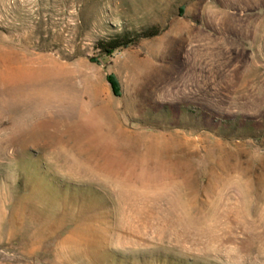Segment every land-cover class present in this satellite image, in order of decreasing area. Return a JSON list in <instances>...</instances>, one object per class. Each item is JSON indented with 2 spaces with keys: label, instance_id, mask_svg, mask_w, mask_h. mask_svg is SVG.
<instances>
[{
  "label": "rangeland",
  "instance_id": "obj_1",
  "mask_svg": "<svg viewBox=\"0 0 264 264\" xmlns=\"http://www.w3.org/2000/svg\"><path fill=\"white\" fill-rule=\"evenodd\" d=\"M0 264H264V0H0Z\"/></svg>",
  "mask_w": 264,
  "mask_h": 264
},
{
  "label": "trees",
  "instance_id": "obj_2",
  "mask_svg": "<svg viewBox=\"0 0 264 264\" xmlns=\"http://www.w3.org/2000/svg\"><path fill=\"white\" fill-rule=\"evenodd\" d=\"M160 33L161 29L158 26L141 28L139 30L124 28L109 37L98 39L95 42V49L100 54H111L119 48L135 45L142 39L155 37ZM111 82L116 88V84L112 79Z\"/></svg>",
  "mask_w": 264,
  "mask_h": 264
},
{
  "label": "bare ground",
  "instance_id": "obj_3",
  "mask_svg": "<svg viewBox=\"0 0 264 264\" xmlns=\"http://www.w3.org/2000/svg\"><path fill=\"white\" fill-rule=\"evenodd\" d=\"M27 62H32V58L30 59V58H28V57H26V56H20V57H18V59L16 60V63H17V65H19L20 67H21V69L20 70H24L25 71V69H26V71L28 72V70H27V68L25 67V64L27 63ZM21 72V71H20ZM92 102V101H91ZM94 102V101H93ZM88 103V102H87ZM89 105H90V103H89ZM92 105V104H91ZM106 106H102V107H100L98 110H97V112L96 113H98V114H100L101 115V117L103 118V117H106ZM107 118V117H106ZM108 121H109V123H110V128L112 129L113 127V123H114V121L111 119V116L109 115L108 116Z\"/></svg>",
  "mask_w": 264,
  "mask_h": 264
}]
</instances>
